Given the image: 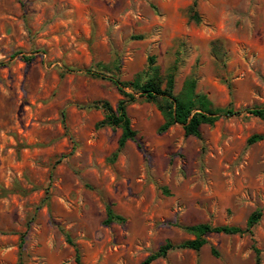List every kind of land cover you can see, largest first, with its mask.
Listing matches in <instances>:
<instances>
[{"label":"rangeland","instance_id":"obj_1","mask_svg":"<svg viewBox=\"0 0 264 264\" xmlns=\"http://www.w3.org/2000/svg\"><path fill=\"white\" fill-rule=\"evenodd\" d=\"M192 2L0 0V264H140L194 238L183 226L245 228L254 211L251 232L150 264H255L254 247L264 264V138L247 142L264 119L246 112L264 106V0ZM170 73L174 94L192 76L209 108L237 113L200 137L160 131L162 100L139 86ZM111 77L135 96L119 150L121 129L97 126L123 98Z\"/></svg>","mask_w":264,"mask_h":264},{"label":"trees","instance_id":"obj_2","mask_svg":"<svg viewBox=\"0 0 264 264\" xmlns=\"http://www.w3.org/2000/svg\"><path fill=\"white\" fill-rule=\"evenodd\" d=\"M195 4L196 0H193L192 4L189 6L192 11H194ZM195 13L196 12L194 11V15H196ZM150 59L153 60V58ZM173 77V74H168L166 86L163 89L159 87L160 83L155 80H148L143 85L139 86L141 95H144L152 100H156L158 98L162 100V103H157L165 118L162 126L160 127V131L166 130L175 122H179L183 125L186 135H195L196 137H200L199 126L202 123H213L220 114L229 115L237 113L232 108H209V102L205 95L195 92V79L192 76L185 79L180 92L174 94ZM109 79L117 86L123 98L117 102L115 107H112L107 102L102 103L104 117L97 123V126H110L112 128L121 129V134L118 138L119 150L125 145L127 140L135 139L136 132L131 127L126 112V105L130 101H133L135 96L133 93L125 91L120 81L116 78L111 77ZM246 112L264 119V106L248 108L246 109ZM262 138H264V134H254L247 139V142L249 144L254 143ZM116 154L117 152H114L113 156ZM106 212V224L114 221H123V217L113 212L110 207L107 208ZM260 215V211L252 212L247 219L245 228L234 225H211L209 223H194L183 226L182 228L191 233L194 238L187 239L178 245H173L169 241H166L155 252L150 253L143 261L140 262V264H150L153 260L165 256L170 249L175 247L199 250L207 242L206 235L209 233L243 234L245 232H251V227L258 221ZM212 250L215 253L213 248ZM254 251L256 253L255 264H261L259 249L254 247Z\"/></svg>","mask_w":264,"mask_h":264}]
</instances>
